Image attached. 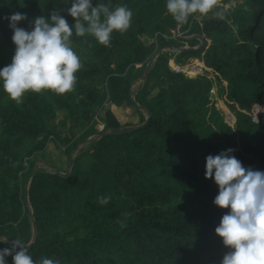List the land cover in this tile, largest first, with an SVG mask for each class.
I'll return each mask as SVG.
<instances>
[{"label":"trees","instance_id":"1","mask_svg":"<svg viewBox=\"0 0 264 264\" xmlns=\"http://www.w3.org/2000/svg\"><path fill=\"white\" fill-rule=\"evenodd\" d=\"M99 2L127 6L131 24L114 31L107 46L73 33L70 46L86 50L88 59H80L71 91H29L17 102L0 85V235L8 237L0 248L19 239L37 264L42 257L60 264H220L228 249L215 228L228 209L214 205L218 186L205 177V163L208 155L232 149L242 166L264 171L262 126L251 116L264 86V43L253 42L264 26V0H247L229 13L213 10L195 24L199 13L177 22L166 0ZM70 6L65 0H0V68L15 51L11 14L26 13L18 26L28 30L31 20L53 11L71 25ZM192 27L196 35L186 39L188 49L177 46L175 34ZM178 51L198 59L186 76L203 67L218 73L219 84L227 82L222 94L236 117L234 127L211 104L209 79L168 69L167 54ZM148 62V70L134 75L136 65ZM149 78L158 91L148 117L121 124L105 105L136 107L132 87ZM55 110L81 126L76 138L59 139L50 131ZM98 115L102 130L95 128ZM50 136L63 143L68 157L87 143L89 160L82 164L80 153L64 173L50 165L39 172L36 156ZM102 197L107 203H100ZM77 225L83 237L75 235ZM6 260L12 264V256Z\"/></svg>","mask_w":264,"mask_h":264},{"label":"clouds","instance_id":"2","mask_svg":"<svg viewBox=\"0 0 264 264\" xmlns=\"http://www.w3.org/2000/svg\"><path fill=\"white\" fill-rule=\"evenodd\" d=\"M71 4L68 15L73 24L59 12L40 15L30 21L31 29L19 27L27 14L14 12L8 17L15 45L11 62L0 68V85L13 100L19 102L26 92L48 89L57 94L71 91L75 73L81 67L79 56L73 50L71 37L93 36L107 46L114 31H125L132 19V10L125 5L110 8L93 0H65ZM216 0H166L168 13L177 22H186L191 14H207ZM232 149L217 155H208L205 177L213 178L218 194L213 203L228 211L221 217L215 233L228 249L220 264H264V171L245 168L232 155ZM102 197L100 203H107ZM0 235V243L7 241ZM37 264L28 247L14 239L10 247L0 248V264ZM39 264H60L58 259L42 257Z\"/></svg>","mask_w":264,"mask_h":264},{"label":"rangeland","instance_id":"3","mask_svg":"<svg viewBox=\"0 0 264 264\" xmlns=\"http://www.w3.org/2000/svg\"><path fill=\"white\" fill-rule=\"evenodd\" d=\"M247 0H227V2H221V0H216L213 8L207 13V14H198L197 16L193 17L194 23H199L202 19L210 16L212 14V11H220L224 13H229L230 10L234 9L235 7L239 5H243ZM178 38L176 39L177 46H181L182 49H188V42L186 39L193 37L196 35V30L194 27L190 31H183V29L179 30L178 33L175 34ZM202 35V34H201ZM203 36V35H202ZM145 42H148V40H145ZM254 44L257 46H260L261 43H264V26H260L259 30L256 31L254 35ZM210 43L209 40H207V45ZM73 50L76 52V54L79 56V58L83 61H87V52L86 50L76 46H71ZM198 46H195L197 48ZM263 59V70H264V53H260ZM5 52L0 49V59L4 60ZM195 58H186L182 56L180 51L167 54V67L168 69H171L173 71H178L182 73L186 78L189 79H197L199 77H206L212 82L211 87L215 90L214 94H209L208 96L210 99L211 104L214 105V107L219 112L220 116L222 117L223 122L227 123L228 126L232 124V127L235 125L236 117L233 113V111L229 108L230 102L226 98L225 95L222 94V88H225L224 84H219L217 82V79L213 71L206 70L202 67L203 62L201 63L202 69H195L196 75L192 77L186 76V73L190 72L194 66L193 63L195 62ZM151 62H148L146 65H136L134 70V75H139L143 70H148ZM204 65V64H203ZM163 70L161 71V73ZM225 85H227V82L225 81ZM1 89L3 87L1 86ZM158 87L155 83V80L153 78H149L147 81H138L133 87H132V99L135 100V103L137 104L136 107L134 106H128L123 105L121 107H116L114 105L106 104L105 106L110 109V111L113 113L115 118L121 123V124H127V125H138L142 121H144L148 117V110L151 108V100L153 96L157 93ZM6 98L9 97L8 94L5 96ZM5 101V100H4ZM155 113V111H154ZM67 114H65L63 111L55 110L48 119V128L50 131L53 132L54 136H58L59 139H64L65 137L68 138H76L79 134V131L81 129V126H78L72 119L66 118ZM252 119L255 123H259L262 126V135L264 138V86H263V92L261 94V97L258 98V101H256L254 110L251 113ZM99 116H95L93 120L96 122L95 128L97 130H102L103 124L100 121ZM89 149V146L87 143H80L77 146V149L72 153L71 157H68L66 153L64 152V146L62 142H55L53 139V136H50V142L47 144V148L44 152L39 153L36 156V160L38 161L37 170L39 172L41 171H47L49 169V165L55 167L58 171L61 173H64L69 169L68 164L72 159L75 157L81 156L80 153H87ZM89 160L88 156L85 154L80 158V162L82 164L86 163ZM88 221L96 222L97 219L95 217H88ZM74 233L78 237H83L85 234V231L81 225H77V227L74 230Z\"/></svg>","mask_w":264,"mask_h":264},{"label":"built area","instance_id":"4","mask_svg":"<svg viewBox=\"0 0 264 264\" xmlns=\"http://www.w3.org/2000/svg\"><path fill=\"white\" fill-rule=\"evenodd\" d=\"M178 33V32H177ZM211 71H213L212 69H210ZM173 71V70H172ZM174 72H178V71H174ZM214 72V74L216 75V76H218L219 77V75H218V73H216L215 71H213ZM222 83L224 84V86H225V88H226V85H225V81H222ZM214 92H215V90L213 89V87H210V89H209V94H214ZM227 124V123H226ZM230 127H232V124H230Z\"/></svg>","mask_w":264,"mask_h":264},{"label":"water","instance_id":"5","mask_svg":"<svg viewBox=\"0 0 264 264\" xmlns=\"http://www.w3.org/2000/svg\"><path fill=\"white\" fill-rule=\"evenodd\" d=\"M153 59H154V57H153ZM153 59H151V61H152ZM67 174H68V172H67L66 174H61V175H63V176H67Z\"/></svg>","mask_w":264,"mask_h":264}]
</instances>
